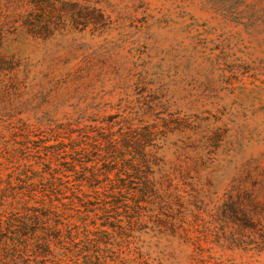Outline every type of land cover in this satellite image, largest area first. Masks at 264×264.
I'll list each match as a JSON object with an SVG mask.
<instances>
[{"label":"rangeland","instance_id":"374dc122","mask_svg":"<svg viewBox=\"0 0 264 264\" xmlns=\"http://www.w3.org/2000/svg\"><path fill=\"white\" fill-rule=\"evenodd\" d=\"M87 1L104 14L101 30L6 43L25 74L20 116L39 132L77 115L97 126L146 112L153 169L184 171L172 181L182 196L176 214L194 243L141 228L145 220L112 233L126 264H264V247H255L264 226L249 231L250 247L227 249L208 223L214 203L248 173L247 186L264 193V0Z\"/></svg>","mask_w":264,"mask_h":264},{"label":"trees","instance_id":"16d2710c","mask_svg":"<svg viewBox=\"0 0 264 264\" xmlns=\"http://www.w3.org/2000/svg\"><path fill=\"white\" fill-rule=\"evenodd\" d=\"M104 20L87 0H0V264H126L118 248L123 241L117 244L112 233L125 235L145 220L141 228L151 232L187 235L176 214L182 196L172 183L184 171L153 169L156 133L152 123L143 124L146 112L102 118L97 126L93 116L77 115L39 132L20 116L25 74L5 53L6 43L88 25L99 31ZM155 105L145 99L151 111ZM251 176L233 183L209 213L216 240L227 249L250 247L249 231L264 226V193L247 186ZM255 247H264V235Z\"/></svg>","mask_w":264,"mask_h":264}]
</instances>
